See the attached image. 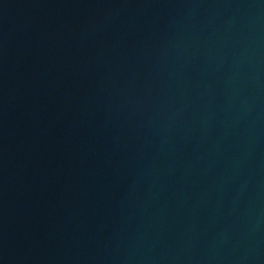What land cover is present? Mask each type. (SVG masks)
Returning a JSON list of instances; mask_svg holds the SVG:
<instances>
[{"label": "water", "instance_id": "95a60500", "mask_svg": "<svg viewBox=\"0 0 264 264\" xmlns=\"http://www.w3.org/2000/svg\"><path fill=\"white\" fill-rule=\"evenodd\" d=\"M0 264H264V0H0Z\"/></svg>", "mask_w": 264, "mask_h": 264}]
</instances>
